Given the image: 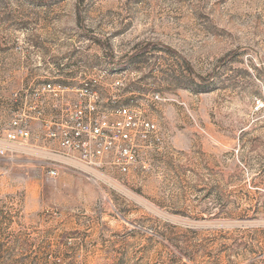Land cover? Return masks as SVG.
<instances>
[{
    "label": "rangeland",
    "instance_id": "1",
    "mask_svg": "<svg viewBox=\"0 0 264 264\" xmlns=\"http://www.w3.org/2000/svg\"><path fill=\"white\" fill-rule=\"evenodd\" d=\"M5 71H109L159 139L126 172L0 156V264H264V0H0Z\"/></svg>",
    "mask_w": 264,
    "mask_h": 264
},
{
    "label": "built area",
    "instance_id": "2",
    "mask_svg": "<svg viewBox=\"0 0 264 264\" xmlns=\"http://www.w3.org/2000/svg\"><path fill=\"white\" fill-rule=\"evenodd\" d=\"M108 72L82 71L84 76L76 83L47 80L30 86L28 111L38 119L45 142L38 146L39 153L56 160L48 166L50 176L58 174L62 159L96 171L110 165L126 172L142 144L159 139L145 111L122 102L121 78L101 84ZM101 86L111 89L108 105L101 99ZM29 119V112L17 111L11 128L0 137V156L31 149Z\"/></svg>",
    "mask_w": 264,
    "mask_h": 264
},
{
    "label": "crops",
    "instance_id": "3",
    "mask_svg": "<svg viewBox=\"0 0 264 264\" xmlns=\"http://www.w3.org/2000/svg\"><path fill=\"white\" fill-rule=\"evenodd\" d=\"M14 72L19 73L21 77V82L18 83L17 87L15 89L8 85V82L12 80ZM5 78L3 79L2 84L0 83V90L3 92V94L0 93V137L3 138L5 135V132L11 128V121L16 116L17 111L20 112H29L30 119H29V127L31 129V142L35 143L37 146L43 145L44 139L42 137V130L39 125L38 119L32 115V112L28 111V100H30L29 90L31 83L28 81H25V71H5ZM25 81V82H24ZM100 90V96L102 101L104 102V105H108L106 103L108 96L111 94V89L108 88V86H101ZM14 92H21L20 100L18 101L17 97L14 98ZM4 93H9L4 94ZM123 97V95H122ZM6 117V120L2 122V116ZM0 170L2 168L0 167Z\"/></svg>",
    "mask_w": 264,
    "mask_h": 264
},
{
    "label": "trees",
    "instance_id": "4",
    "mask_svg": "<svg viewBox=\"0 0 264 264\" xmlns=\"http://www.w3.org/2000/svg\"><path fill=\"white\" fill-rule=\"evenodd\" d=\"M147 46L149 45V43L148 44H146ZM145 45V46H146ZM144 48H146V47H141V49L140 50H144ZM137 52V51H136ZM134 54H136V53H134ZM132 56V55H131Z\"/></svg>",
    "mask_w": 264,
    "mask_h": 264
}]
</instances>
